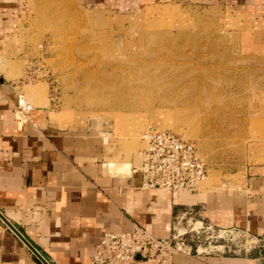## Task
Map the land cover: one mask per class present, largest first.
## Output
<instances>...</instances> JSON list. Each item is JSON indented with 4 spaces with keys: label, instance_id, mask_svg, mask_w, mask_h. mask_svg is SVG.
Segmentation results:
<instances>
[{
    "label": "rangeland",
    "instance_id": "1",
    "mask_svg": "<svg viewBox=\"0 0 264 264\" xmlns=\"http://www.w3.org/2000/svg\"><path fill=\"white\" fill-rule=\"evenodd\" d=\"M17 11L1 70L25 80L30 121L46 112L79 126L96 121L135 165L142 131L170 130L207 163L200 189L240 188L264 173V38L244 15L181 2L120 12L80 0H18ZM193 209L171 233L201 226ZM198 232L184 236L192 253H264V239L239 230Z\"/></svg>",
    "mask_w": 264,
    "mask_h": 264
},
{
    "label": "crops",
    "instance_id": "2",
    "mask_svg": "<svg viewBox=\"0 0 264 264\" xmlns=\"http://www.w3.org/2000/svg\"><path fill=\"white\" fill-rule=\"evenodd\" d=\"M80 2L120 12L166 2L230 8L264 38V0ZM17 10L18 0H0V213L49 264H92L94 246L106 231L141 225L157 237H167L177 217H185L193 207L195 215L214 228L264 239V173L240 188L224 182L199 187L196 193L143 188L139 165L126 157L112 129L96 121L75 125L59 120L58 113L46 112L37 124L19 120L18 97L30 104L22 90L25 80L15 81L1 70L2 56L11 51L7 37L17 25ZM115 156L129 162L109 161ZM106 161L111 174L103 168ZM173 263L264 264V253H177ZM0 264H42L1 219Z\"/></svg>",
    "mask_w": 264,
    "mask_h": 264
},
{
    "label": "built area",
    "instance_id": "3",
    "mask_svg": "<svg viewBox=\"0 0 264 264\" xmlns=\"http://www.w3.org/2000/svg\"><path fill=\"white\" fill-rule=\"evenodd\" d=\"M19 120H29L32 106L19 96L16 103ZM145 143L139 151L143 188H155L169 193L195 192L208 176V165L200 157L191 140L183 139L174 132L148 125L141 133ZM197 230L179 233L173 230L167 237H157L147 226L135 225L130 231H106L94 246L92 264H174L177 253H191V245L184 237L187 233L198 234L200 229H212L200 222ZM227 232L234 229H217ZM253 237V236H252ZM255 238V237H254ZM195 253L206 250H198ZM213 251V250H209ZM231 253L230 250H217ZM234 253V251L232 252Z\"/></svg>",
    "mask_w": 264,
    "mask_h": 264
},
{
    "label": "water",
    "instance_id": "4",
    "mask_svg": "<svg viewBox=\"0 0 264 264\" xmlns=\"http://www.w3.org/2000/svg\"><path fill=\"white\" fill-rule=\"evenodd\" d=\"M0 219L28 247V249L36 256V258L42 264H49V262L46 261L32 245H30V243L18 232V230L1 213H0Z\"/></svg>",
    "mask_w": 264,
    "mask_h": 264
},
{
    "label": "bare ground",
    "instance_id": "5",
    "mask_svg": "<svg viewBox=\"0 0 264 264\" xmlns=\"http://www.w3.org/2000/svg\"><path fill=\"white\" fill-rule=\"evenodd\" d=\"M183 138V137H182ZM139 161H140V157H139ZM159 190V189H158ZM161 191H164V190H161ZM198 225H200V223L199 222H196L195 223V226H198ZM170 230V229H169ZM169 233V232H168Z\"/></svg>",
    "mask_w": 264,
    "mask_h": 264
}]
</instances>
